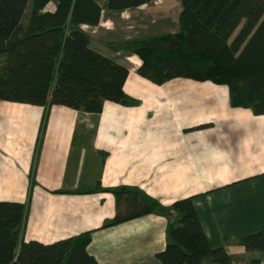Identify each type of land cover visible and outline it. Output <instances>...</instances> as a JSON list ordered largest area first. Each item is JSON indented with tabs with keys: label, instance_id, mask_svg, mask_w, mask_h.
Returning <instances> with one entry per match:
<instances>
[{
	"label": "crops",
	"instance_id": "crops-1",
	"mask_svg": "<svg viewBox=\"0 0 264 264\" xmlns=\"http://www.w3.org/2000/svg\"><path fill=\"white\" fill-rule=\"evenodd\" d=\"M156 1L121 11L101 5L100 24L82 25L94 49L129 68L130 101L106 100L100 113L0 101V201L26 203L25 241L92 230L88 249L101 264H163L156 253L168 241L167 215L105 227L127 210L108 189L139 190L165 206L194 195L209 243L227 248L235 258L229 264L253 257L264 264V252L239 241L264 229V114L232 106L226 85L157 84L137 72L141 59L121 44L144 37L132 21L136 12L167 18Z\"/></svg>",
	"mask_w": 264,
	"mask_h": 264
},
{
	"label": "trees",
	"instance_id": "trees-1",
	"mask_svg": "<svg viewBox=\"0 0 264 264\" xmlns=\"http://www.w3.org/2000/svg\"><path fill=\"white\" fill-rule=\"evenodd\" d=\"M0 0V101L72 107L100 113L106 100L130 101L124 90L129 68L94 49L82 25L97 26V0ZM155 0H108L125 10ZM53 2L55 7L49 8ZM180 28L174 33L127 40L122 47L141 59L137 72L157 84L190 78L226 85L231 105L264 114V0H180ZM32 186L35 184L34 170ZM127 210L112 226L152 212L168 217L163 264H229L224 245L209 243L194 195L164 207L127 187L108 189ZM26 203L0 201V264H101L90 253L92 230L51 243L25 241ZM247 250L264 252V229L242 236ZM248 264H262L253 257Z\"/></svg>",
	"mask_w": 264,
	"mask_h": 264
},
{
	"label": "rangeland",
	"instance_id": "rangeland-1",
	"mask_svg": "<svg viewBox=\"0 0 264 264\" xmlns=\"http://www.w3.org/2000/svg\"><path fill=\"white\" fill-rule=\"evenodd\" d=\"M97 1L101 5H103L105 8H107V1L108 0H97ZM154 2L158 3L156 0L153 1L152 3H154ZM159 2L162 3L163 6H165V8L168 10L167 11V14H168L167 18L165 16V12H162L161 14H159V12L155 13L153 11H150L149 13H145V12H143L141 10L136 12L135 16L132 17V21H134L135 26H136L135 30H136V32H138V34L140 36L144 35V37H147V36L160 35V34H164V33H174V32H177L179 30L180 25H179V21H178V16H179V13H180V11L182 9V4H181L180 0H163V1L160 0ZM29 3H30V6L28 7L27 12H26V14H25V16L23 18L24 21H26L28 19L29 15H30V8H31L32 0ZM166 9H163V11H165ZM151 16H156V22L152 23V21H150L151 20ZM128 17L125 16V20L126 21H128V19H129ZM114 18L117 19V25H120L121 29H123V27L127 28V26L124 25L123 22H120V24H118V22L121 21L119 17H118L119 19L117 17H114ZM145 20L147 22H145ZM167 30L173 31V32H169ZM87 32H88V30H87ZM132 39H134V38H132ZM127 40H131V39L123 40L122 44H121V47ZM0 61H1V56H0ZM187 79H190V78H187ZM192 81L193 82L194 81L195 82H206V81H198V80L190 79V80L187 81V83H190ZM176 82L177 83L178 82H184V80L180 79V80H176ZM207 82H211V81L208 80ZM229 99H230V97H229ZM163 206L164 207H168V206H165V205H163Z\"/></svg>",
	"mask_w": 264,
	"mask_h": 264
}]
</instances>
